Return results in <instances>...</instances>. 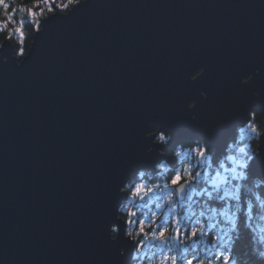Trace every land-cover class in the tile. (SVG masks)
<instances>
[{
    "label": "water",
    "instance_id": "obj_1",
    "mask_svg": "<svg viewBox=\"0 0 264 264\" xmlns=\"http://www.w3.org/2000/svg\"><path fill=\"white\" fill-rule=\"evenodd\" d=\"M4 52L0 264H131L119 208L132 174L165 157L156 133L209 137L221 160L245 110H260L235 84L238 69L264 71V0H83L21 61ZM193 62L204 67L188 84L207 70L199 93L185 83Z\"/></svg>",
    "mask_w": 264,
    "mask_h": 264
},
{
    "label": "snow or ice",
    "instance_id": "obj_2",
    "mask_svg": "<svg viewBox=\"0 0 264 264\" xmlns=\"http://www.w3.org/2000/svg\"><path fill=\"white\" fill-rule=\"evenodd\" d=\"M80 3L81 0H32L31 7L22 5L15 8L12 7L10 0H0V16L3 17L0 20V36H3L7 26L13 23L17 25L7 36L0 39V55H8L9 53L4 52V49L9 48V51H14L17 57L25 56L24 45L27 33H38L43 36L51 21L57 17H66L68 10ZM45 12L52 15L46 16ZM17 13L23 15L17 18ZM13 36L17 37V46L14 48L11 47ZM30 59L32 55L27 56L22 63L26 64ZM0 67H7V65L0 63ZM202 67H204L203 64L193 62L187 68L185 83L189 92L195 90L199 93L198 82L205 79L207 70L199 76L195 84H188L187 77ZM249 73H252L253 78L240 84V77ZM255 78L264 80V71L238 69L235 88L250 105L257 103L253 93L258 94L261 106L259 119L264 122V86H250L253 85ZM194 98L187 95L185 103L187 99ZM195 107H202V105L197 104ZM241 134L250 142L239 149L243 155L225 156V159L236 165L229 168V171L235 174L231 179L240 177L244 182L243 185L235 186L237 188L235 192L219 194L217 180L225 184L229 183V178L220 171H216L215 175H205L211 165L219 163V156L209 137L198 138L195 146L191 147L186 154L188 162H182L178 167L175 164L169 167L166 157H158L157 159L161 162L154 161L147 166L165 179L163 184L149 185L141 181L130 188L123 189L126 194L130 192L133 198L145 200L147 197L148 202H154L158 210L149 209L150 215L142 214L143 218L127 220L129 224L136 225L135 231L123 230L124 234L133 241L131 247L135 253V264H140L141 261L144 264H242V257L245 255L240 246L243 240L242 229L247 228L245 221L253 219V214L256 212L253 205L245 203V188L248 184H254L256 187L264 186V148L261 147L264 145V123H257L256 108L248 107L245 110L244 119L236 128V136L239 137ZM158 135L162 144L172 143V138L166 135V130L160 131ZM251 142H255L254 148ZM245 148L250 151L245 152ZM182 155L184 154L181 152L173 151V156L177 158ZM220 167H223V164H220ZM237 168L240 169L239 172ZM193 193L208 198L205 202L207 208L193 199ZM227 196H230L233 201L228 207L225 200ZM161 201L167 202V212L164 211L165 203ZM197 205L201 208L199 212L195 210ZM233 208L235 211H232ZM244 208H247V211H243ZM205 211L213 213L212 221L214 222L205 219ZM138 212L139 207L137 211H130L128 216L137 217ZM217 216L220 219L217 220ZM209 229L212 231L210 232ZM120 231L118 226L111 227L109 231L108 224L104 225L105 239L109 235L113 239L117 238ZM201 238H208V248L196 247ZM190 247L191 253L185 255L189 253ZM201 252H210V255L201 256ZM256 260L264 262V251L254 252L248 260L243 261V264H256Z\"/></svg>",
    "mask_w": 264,
    "mask_h": 264
},
{
    "label": "trees",
    "instance_id": "obj_3",
    "mask_svg": "<svg viewBox=\"0 0 264 264\" xmlns=\"http://www.w3.org/2000/svg\"><path fill=\"white\" fill-rule=\"evenodd\" d=\"M83 1V0H81ZM12 7L15 8H19L20 6H27V7H31L32 6V0H10ZM71 9V8H70ZM69 9V10H70ZM68 10V11H69ZM52 13H47L45 12L46 16L51 15ZM5 15H7V13H5ZM22 13H17V18H19L20 16H22ZM3 17L0 16V20H2ZM6 23V22H5ZM17 25L16 24H11L9 26L6 27L3 36H0V39H3L5 36H7L9 34V32H11ZM35 33H27V40L25 42V55L28 53L31 43L33 41V36ZM12 44L14 47L17 46V37L13 36L12 38ZM15 54V52H14ZM16 56V54H15ZM16 58L21 61L24 56L22 57H17ZM257 123H263L260 119H259V110L257 111ZM159 132H157V141H159ZM169 135L172 140L175 138V135L170 133V134H166ZM198 139V138H197ZM196 139V140H197ZM193 142H183L181 144H176V143H170L165 145V157L167 158L166 163H168L169 167L172 166V164H175L177 167L182 163H186L188 162L186 160V154L189 152L191 147L195 146V141ZM160 142V141H159ZM248 143H250L246 138H243L242 135H240L239 137H237L234 140L231 141L229 148H228V153L226 156H237L240 157L243 155V153L239 152V149L241 147H244L245 145H247ZM253 144V148L255 147V142H251ZM173 151H178L181 152L182 155L181 157L177 158L175 156H173ZM250 151V149L245 148V152ZM161 162V161H159ZM194 162V161H193ZM220 164H223V167H220ZM231 167H236V165L229 161L228 159H225V157H223L221 160H219V163L217 164H213L211 165L208 169L207 172L205 173V175H215L216 171H220L224 176L229 178V183L225 184L222 181H220L219 179L217 180V184L219 187V194L220 195H224L225 192H235L237 191V188L235 187L236 185H243L244 182L240 177H237L235 180H232L231 177L233 175H235L234 173L229 171V168ZM240 169L237 168V172H239ZM144 182L147 183L149 185L152 184H163L165 182V179L162 178L160 175H157L156 172H150L148 170H145L141 173H139L138 175H133L131 177V180L129 182V184L127 185L126 188H130L131 186H134L136 183L138 182ZM199 191V189L197 190ZM245 192H246V197H245V203H250L251 205H253L256 209V212L253 214V219L251 220H246L245 223L247 224V228L246 229H242V234H243V240L240 243V246L243 249V252L245 253V255H243L242 257V264L243 261L248 260V257L251 256L254 252H259V251H264V186L262 187H256L254 184H248L245 188ZM129 194V198L126 202H124L120 208H119V217L123 219V221L127 224V230L129 231H135L136 230V225L135 224H129L128 226V219H140L143 218V215H150L151 213L149 212V209L153 210V211H158L155 208V203H146L145 200H142L141 202L139 201V199L133 198ZM215 195V193H214ZM193 199L199 202V205H205V208H207L206 205V201H207V197L206 196H202V195H196V193H193ZM225 200L227 202L226 207L231 206V204L233 203V201L231 200L230 196L225 197ZM162 203H165L166 207L164 209L165 212H167V202L166 201H161ZM199 205L196 206V211L199 212L201 210V208L199 207ZM215 205H213L214 207ZM139 207V212L137 214V217H129L128 213L130 211H137V208ZM243 211H247V208L242 209ZM232 211H235V209L233 208ZM212 216L213 213L205 211V219L212 221ZM127 218V219H126ZM216 219H220L219 216L216 217ZM214 222V221H212ZM147 223V222H146ZM209 231L211 232L212 229H209ZM232 235H235V233H232ZM196 247L198 249L200 248H208L209 247V241L208 238H201L200 242L196 245ZM192 249L190 247L189 249V253H186L185 255H189L191 253ZM201 256L204 255H210V252H201L200 253ZM256 264H264V262H261L259 260H256Z\"/></svg>",
    "mask_w": 264,
    "mask_h": 264
},
{
    "label": "flooded vegetation",
    "instance_id": "obj_4",
    "mask_svg": "<svg viewBox=\"0 0 264 264\" xmlns=\"http://www.w3.org/2000/svg\"><path fill=\"white\" fill-rule=\"evenodd\" d=\"M161 143V142H160ZM162 144V143H161ZM164 145V147H165V144H163ZM164 150H165V148H164ZM163 154L165 153L164 151L162 152ZM165 155V154H164ZM128 226H129V223H128ZM126 229H127V224H126ZM147 258H145V260H146ZM131 264H135V255H134V259H133V261H132V263ZM140 264H144V262L143 261H141L140 262Z\"/></svg>",
    "mask_w": 264,
    "mask_h": 264
},
{
    "label": "rangeland",
    "instance_id": "obj_5",
    "mask_svg": "<svg viewBox=\"0 0 264 264\" xmlns=\"http://www.w3.org/2000/svg\"><path fill=\"white\" fill-rule=\"evenodd\" d=\"M156 135H157V134H156ZM241 135L243 136V138H245L243 134H241ZM172 141H173V140H172ZM164 154H165V153H164ZM139 201L141 202L142 200H139ZM145 202L149 204V202H148V198H147V197L145 198ZM152 203H153V202H152Z\"/></svg>",
    "mask_w": 264,
    "mask_h": 264
}]
</instances>
